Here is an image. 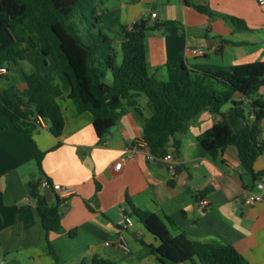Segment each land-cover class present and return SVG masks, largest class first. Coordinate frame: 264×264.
Returning a JSON list of instances; mask_svg holds the SVG:
<instances>
[{
  "label": "crops",
  "instance_id": "1",
  "mask_svg": "<svg viewBox=\"0 0 264 264\" xmlns=\"http://www.w3.org/2000/svg\"><path fill=\"white\" fill-rule=\"evenodd\" d=\"M187 2L241 20L247 30L234 31L221 19L210 21L182 0H112V6L101 13L103 28L131 26L150 14H155L158 23L173 22L174 27L151 32L144 40L148 73L161 82L181 83L188 72L201 66L229 68L264 61V5L257 0ZM24 46L23 63L55 98L64 129L58 139L43 122L33 131L34 146L44 154L39 170L34 146L0 116V264H90L95 257L111 264H160L150 249L158 246V240L134 217L129 216L133 226L124 228L119 210L129 211L127 199L134 209L156 215L173 238L232 246L247 264H264V201L242 204L248 192L256 191L255 182L264 179V151L253 164V179L240 167L234 147L225 148L212 160L198 142L201 134L223 118L233 133L251 124L254 117L249 99L233 98L242 116L230 103L221 108V115L202 111L188 122L185 132L174 135L165 154L150 155L142 137L152 110L140 96L135 108L126 109L100 144L91 116L77 114L67 98L69 85L53 60L44 61L38 49ZM201 46L206 48L204 56L190 54V48ZM112 48L120 62L121 41H114ZM12 66L16 65L6 67L8 74L0 79V87L23 92V74L10 72ZM258 96L264 103V87ZM258 139L264 144V119ZM173 142L179 143L177 151ZM169 153L171 162L164 159ZM120 161L116 171L114 166ZM41 179L74 191L60 206V229L47 236L32 187L36 186V194L45 204H54L56 195L38 188ZM199 200L206 202L205 208L198 206ZM71 231H75L73 237ZM120 234L129 253L113 244ZM47 243L56 261L49 255Z\"/></svg>",
  "mask_w": 264,
  "mask_h": 264
},
{
  "label": "trees",
  "instance_id": "2",
  "mask_svg": "<svg viewBox=\"0 0 264 264\" xmlns=\"http://www.w3.org/2000/svg\"><path fill=\"white\" fill-rule=\"evenodd\" d=\"M107 0H0V67L23 64L25 44L39 50L44 61L51 58L55 68L69 85L67 98L77 114L88 113L92 127L102 143L128 108H135L136 98L144 96L152 110L145 121L142 141L150 155L165 154L169 142L177 133L186 131L188 122L202 111L220 114L230 103L242 116L240 105L233 101L238 95L249 99L254 120L237 133H233L223 118L198 137V142L208 156L215 160L227 147H234L242 170L255 178L253 164L264 151L259 142L260 123L264 119V103L258 96L264 87V61L229 68L201 66L188 72L181 82H161L148 73L144 40L146 36L163 27H174L173 22L149 24L147 18L131 26H120L121 61L113 52V39L102 33L100 8ZM196 12L208 19H221L234 31H246L241 20L217 15L206 6L190 4ZM84 30L82 35L80 29ZM111 85L104 83L107 74ZM1 79V78H0ZM26 88L23 92L0 87V116L6 117L26 141L34 146L32 133L43 122L49 133L60 138L64 118L55 98L31 70L23 73ZM59 144L56 146L58 147ZM174 149L179 148L173 142ZM43 153L34 146L37 168H41ZM37 197L36 210L41 227L47 236L60 229V206L45 204ZM3 195L0 193V208ZM129 211L125 213L138 220L144 229L159 242L150 247L160 264H247L232 247L209 243H192L183 236L171 237L167 226L154 214L133 208L126 200ZM169 225L170 221L166 220ZM75 231L70 232V237ZM49 255L56 261L47 243ZM90 264H111L93 258Z\"/></svg>",
  "mask_w": 264,
  "mask_h": 264
},
{
  "label": "built area",
  "instance_id": "3",
  "mask_svg": "<svg viewBox=\"0 0 264 264\" xmlns=\"http://www.w3.org/2000/svg\"><path fill=\"white\" fill-rule=\"evenodd\" d=\"M258 4L260 5H264V0H257ZM149 24L153 25L156 21H155V14H150L147 17ZM189 52L192 56L195 57H202L206 54V48L204 46H201L199 48H190ZM8 74V70L6 67H0V78L5 77ZM130 157V154L129 156ZM165 160L171 162L173 161L172 159V155L169 153L167 155H165L164 157ZM122 165V162H118L115 164L114 168L116 171H119L120 167ZM170 170H173V166L171 165L169 167ZM255 192H248L245 199L242 201V204L244 206H250L256 203H260L264 201V179H260L258 181L255 182ZM38 188L40 190H51L55 193L56 197L59 199L64 200L66 197H68L69 195H71L74 191L72 188L69 187H63L59 184H51L48 180L46 179H41L39 181L38 184ZM198 206L203 209L206 207V202L203 200H199L197 202ZM119 214L120 217L122 218L123 222H124V228H131L133 226V222L131 221L130 217L125 213V210L120 209L119 210ZM114 246L116 248H118L119 250H121L124 253H129L130 249L124 239V237L120 234L117 239L116 242L113 243ZM106 246H110L112 244L110 243H105Z\"/></svg>",
  "mask_w": 264,
  "mask_h": 264
},
{
  "label": "rangeland",
  "instance_id": "4",
  "mask_svg": "<svg viewBox=\"0 0 264 264\" xmlns=\"http://www.w3.org/2000/svg\"><path fill=\"white\" fill-rule=\"evenodd\" d=\"M111 1L112 0H107V1L103 2L102 7L100 8V12H105L106 13L105 10L110 8V6H112ZM119 27L120 26L114 27V28L110 27L109 29L107 27L106 28L104 27L101 30H102V33L104 35L108 36L109 38H112L113 41H116L117 39H120L119 38V30H118ZM80 31H81L80 33L83 35L84 34V30L81 28ZM9 71L12 72V73H16V74H18V75H20L22 77L23 73H29L31 70H30V68H29L27 63H23L20 67L18 65L12 66L9 69ZM3 82H5V81H3ZM104 83L107 84V85H111L112 76L109 73L107 74V76H106V78L104 80Z\"/></svg>",
  "mask_w": 264,
  "mask_h": 264
},
{
  "label": "water",
  "instance_id": "5",
  "mask_svg": "<svg viewBox=\"0 0 264 264\" xmlns=\"http://www.w3.org/2000/svg\"><path fill=\"white\" fill-rule=\"evenodd\" d=\"M53 202H54V204H57L58 203V198L56 197ZM63 212H64V209L61 210V213H63Z\"/></svg>",
  "mask_w": 264,
  "mask_h": 264
}]
</instances>
